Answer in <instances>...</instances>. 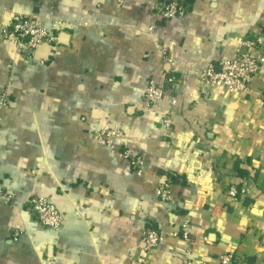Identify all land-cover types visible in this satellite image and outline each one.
<instances>
[{
  "label": "crops",
  "instance_id": "0c3cea01",
  "mask_svg": "<svg viewBox=\"0 0 264 264\" xmlns=\"http://www.w3.org/2000/svg\"><path fill=\"white\" fill-rule=\"evenodd\" d=\"M159 0H0V264H142L148 224L166 242L145 264H264V64L248 93L218 88L204 96L198 75L231 60L241 41L264 34V0H178L190 14L164 20ZM50 30L63 23L57 50L31 57L2 36L15 16ZM264 54V47H263ZM175 63V67L174 64ZM177 68L176 137L160 120L170 95L144 109L149 81L167 85ZM112 123L115 147L98 141ZM141 154V174L122 154ZM173 174L175 205L158 183ZM239 191L229 196L231 187ZM33 194L64 216L61 230L38 224ZM190 223L191 243L174 237ZM16 231L22 233L14 240Z\"/></svg>",
  "mask_w": 264,
  "mask_h": 264
},
{
  "label": "built area",
  "instance_id": "2783aa9c",
  "mask_svg": "<svg viewBox=\"0 0 264 264\" xmlns=\"http://www.w3.org/2000/svg\"><path fill=\"white\" fill-rule=\"evenodd\" d=\"M39 3H51V0H38ZM157 17L164 20L183 19L190 14L189 6L178 0H159L153 7ZM63 23L53 20L50 30L38 25L35 17L15 16L9 26L2 32V36L13 41L18 50L31 57L33 53L43 45H51L55 48L54 54L57 56L59 51L58 37L62 31ZM264 34L260 30L254 31L241 41L238 52L231 60L222 59L217 65H210L198 75L199 92L207 96L218 88H225L231 94L248 93L251 91L252 81L262 73L264 64ZM174 67H175V63ZM177 68H173L167 80V85H159L155 80L149 81L145 88L144 109H150L160 105V102L170 96L169 109L162 111L161 124L167 130L171 139L176 137L175 115L178 107V97L176 88L178 85ZM8 93H4L0 98V127L2 123V110L9 105ZM122 129L112 123L102 125L98 130V141L108 147H115L123 138ZM123 157L127 165L138 174L143 172L146 166L144 157L129 147L122 148ZM171 173H166L158 183V198L162 204L175 205L178 198L172 191L174 178ZM245 193L244 189L231 187L228 194L231 197ZM28 210L36 218L42 227L55 231L61 230L64 216L58 207L48 198L33 194L28 200ZM174 237H181L191 243L190 223L185 221L181 224L180 231L174 232ZM22 233L16 231L14 240L18 241ZM166 242L165 235L152 223L148 224L143 232L141 240V263L145 264L148 255ZM218 264H237L236 255L227 252L220 255L217 259Z\"/></svg>",
  "mask_w": 264,
  "mask_h": 264
},
{
  "label": "trees",
  "instance_id": "16d2710c",
  "mask_svg": "<svg viewBox=\"0 0 264 264\" xmlns=\"http://www.w3.org/2000/svg\"><path fill=\"white\" fill-rule=\"evenodd\" d=\"M186 2V0H184Z\"/></svg>",
  "mask_w": 264,
  "mask_h": 264
}]
</instances>
